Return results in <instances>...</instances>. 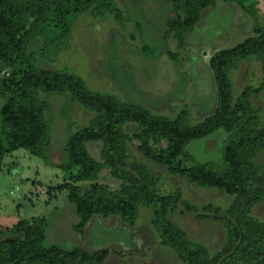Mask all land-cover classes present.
<instances>
[{"label": "trees", "instance_id": "trees-1", "mask_svg": "<svg viewBox=\"0 0 264 264\" xmlns=\"http://www.w3.org/2000/svg\"><path fill=\"white\" fill-rule=\"evenodd\" d=\"M224 2L250 9L248 3L259 0H171L175 16L167 21V34L174 35L180 45L185 43L204 13ZM113 6V0H0V180L6 157L26 150L67 174L69 181L51 187L69 191L79 217L75 230L83 237L95 216H119L133 224L138 205L143 203L153 209V223L161 234L162 245L174 250L182 262L264 264V221L252 215L253 208L264 202V172L256 163L264 152V123L260 109L252 102L253 96L264 90V82L260 88L248 87L234 97L228 76L238 62L264 55V24H257L256 36L220 50L210 59L218 86L217 106L202 123L189 126L181 119L156 116L140 105L118 103L112 96L91 92L77 76L38 66L39 55L48 59L54 47L69 40L75 18L91 8L105 16L114 12ZM138 26L142 28L141 23ZM39 38H44L43 47L36 52L32 47ZM168 55L175 58L171 52ZM41 92H68L95 114L89 126L69 137L62 159L53 158L46 118L50 105L41 100ZM132 125L138 127V132L128 130ZM210 136L220 140L218 151H210L219 156L218 162L197 161L189 145L201 144ZM132 137L145 157L173 175L186 178L200 189L234 198L227 214L221 217L228 230L223 252L211 257L204 245L168 218L179 199L160 196L144 167L134 164L127 168V144ZM94 143L102 145V161L89 152L88 145ZM103 168L125 180L118 190L96 182ZM81 182L90 183L88 192L79 186ZM49 228L45 216L23 218L12 226L0 227V264H103L110 254V249L89 253L47 247Z\"/></svg>", "mask_w": 264, "mask_h": 264}, {"label": "rangeland", "instance_id": "rangeland-1", "mask_svg": "<svg viewBox=\"0 0 264 264\" xmlns=\"http://www.w3.org/2000/svg\"><path fill=\"white\" fill-rule=\"evenodd\" d=\"M113 3L114 12L105 16L91 8L75 18L69 40L59 48L54 47L48 59L39 55L38 66L77 76L91 92L112 96L118 103L140 105L156 116L181 119L189 126L202 123L213 115L217 106L218 86L210 59L218 51L256 36L257 24H264V0L248 3L250 9L224 2L207 10L195 32L180 45L174 35L166 32L167 21L175 16L171 0H113ZM140 23L143 29H139ZM43 40L36 39L32 49L38 52ZM228 76L234 97L248 87L260 88L264 82V55L238 62ZM40 98L51 108L46 118L50 123L53 158L62 159L69 137L89 126L95 114L68 92H41ZM252 102L260 109L264 123V90L256 93ZM128 130L138 132V127L132 125ZM199 142L188 147L195 159L217 161L219 156L210 151H218L219 138L210 136ZM127 146V168L134 164L144 167L154 179L160 196L179 199L168 218L191 239L204 245L211 257L223 252L228 230L221 217L227 214L234 198L219 191L200 189L186 178L173 175L166 167L145 157L134 137ZM88 147L91 156L102 161L101 143ZM256 163L264 172V152ZM66 177L62 169L26 150L7 156L0 180V227L12 226L23 218L45 216L50 225L47 247L82 249L89 253L110 249L103 264H186L174 250L162 245L161 234L153 223V209L147 204L138 205L133 224L119 216L107 219L95 216L83 237L75 230L79 217L70 202L69 191L51 187L65 183ZM97 180L112 190H118L125 181L115 177L109 168H103ZM89 185V182L79 183L84 192L89 191ZM252 215L264 221V202L253 208Z\"/></svg>", "mask_w": 264, "mask_h": 264}]
</instances>
